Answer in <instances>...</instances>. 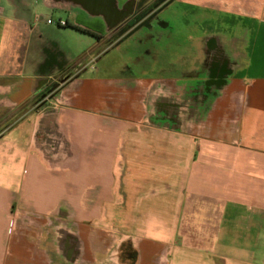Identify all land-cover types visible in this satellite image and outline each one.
Returning <instances> with one entry per match:
<instances>
[{"label": "crops", "instance_id": "obj_1", "mask_svg": "<svg viewBox=\"0 0 264 264\" xmlns=\"http://www.w3.org/2000/svg\"><path fill=\"white\" fill-rule=\"evenodd\" d=\"M263 14L0 0V264H130L123 243L131 264H264V59L254 25L224 20Z\"/></svg>", "mask_w": 264, "mask_h": 264}, {"label": "rangeland", "instance_id": "obj_2", "mask_svg": "<svg viewBox=\"0 0 264 264\" xmlns=\"http://www.w3.org/2000/svg\"><path fill=\"white\" fill-rule=\"evenodd\" d=\"M66 14H67L66 12H55V13H53V16H54L53 19L65 18ZM262 17H264V14H263ZM224 20H225L226 26H229V27L233 26L234 24H237V25L242 24V25H245V26H249L251 28L252 25H254L255 30H254L253 34H250V50H249V53H250V56L252 57V59L254 61L257 58L264 59V56H259L260 53L258 51V47H262V48L264 47V19H262L261 17L256 18L254 20L244 19L242 17H240V18H236V17L229 18V17H227ZM261 21H263L262 24H260ZM260 25H262V26H260ZM213 26L215 27V25H213ZM68 29H70V28H68V27L62 28L63 31H65V30L70 31ZM216 30L217 29L215 27L214 32ZM69 33L70 34L65 35V39H64L65 41L64 42L66 44H69L73 48L77 47L78 45L80 46V48H82V47L84 48V46H87L88 42L91 41V39H92L86 33L85 34L84 33H80V32H78V33L69 32ZM255 47L257 48L256 50H254ZM94 53H96V50L94 51ZM262 53H264V51H262ZM84 54L85 53H82V52L79 53L78 61L79 60H83ZM112 55H113V53H111V52H109L107 54H104V55H101L99 58L95 59L94 61H92V62H90L88 64L87 70H89V71H91L92 69L95 70V68L100 67L105 60H107V59L109 60L110 57H113ZM111 73L112 72H108V74H111ZM177 101L181 102L180 99H176V103H177ZM181 106H182V102L179 105L176 104V108L181 107ZM122 248H124V246Z\"/></svg>", "mask_w": 264, "mask_h": 264}, {"label": "trees", "instance_id": "obj_3", "mask_svg": "<svg viewBox=\"0 0 264 264\" xmlns=\"http://www.w3.org/2000/svg\"><path fill=\"white\" fill-rule=\"evenodd\" d=\"M74 28L81 31V32L94 35L92 32H90L86 29H82V28L76 27V26H74ZM123 246H124V248H122ZM119 258H120V260L127 261L128 263L131 264L134 262V260L136 258V251L131 247V245L129 243H124L120 247Z\"/></svg>", "mask_w": 264, "mask_h": 264}, {"label": "built area", "instance_id": "obj_4", "mask_svg": "<svg viewBox=\"0 0 264 264\" xmlns=\"http://www.w3.org/2000/svg\"><path fill=\"white\" fill-rule=\"evenodd\" d=\"M46 23L52 24V25H57V26H65L66 25V21L64 19H61V18H57V19L48 18L46 20Z\"/></svg>", "mask_w": 264, "mask_h": 264}]
</instances>
